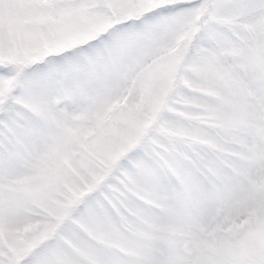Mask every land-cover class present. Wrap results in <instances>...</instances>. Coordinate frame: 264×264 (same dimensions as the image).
<instances>
[{
  "label": "snow or ice",
  "instance_id": "obj_1",
  "mask_svg": "<svg viewBox=\"0 0 264 264\" xmlns=\"http://www.w3.org/2000/svg\"><path fill=\"white\" fill-rule=\"evenodd\" d=\"M0 264H264V0H0Z\"/></svg>",
  "mask_w": 264,
  "mask_h": 264
}]
</instances>
